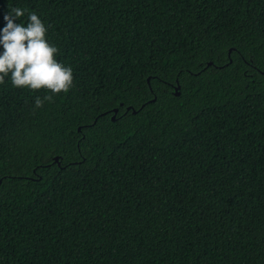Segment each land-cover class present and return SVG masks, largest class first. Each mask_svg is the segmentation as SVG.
Masks as SVG:
<instances>
[{
    "label": "trees",
    "instance_id": "trees-1",
    "mask_svg": "<svg viewBox=\"0 0 264 264\" xmlns=\"http://www.w3.org/2000/svg\"><path fill=\"white\" fill-rule=\"evenodd\" d=\"M10 7L74 86L0 84V264H264V0Z\"/></svg>",
    "mask_w": 264,
    "mask_h": 264
},
{
    "label": "clouds",
    "instance_id": "clouds-1",
    "mask_svg": "<svg viewBox=\"0 0 264 264\" xmlns=\"http://www.w3.org/2000/svg\"><path fill=\"white\" fill-rule=\"evenodd\" d=\"M26 9L10 7L4 16L6 26L0 34V84L10 77L16 88L30 91H45L48 95L35 98V108L53 102V97L68 93L74 86L71 66H65L56 59L59 48L47 39L48 28L35 12H28V22L17 23L25 16Z\"/></svg>",
    "mask_w": 264,
    "mask_h": 264
},
{
    "label": "water",
    "instance_id": "water-1",
    "mask_svg": "<svg viewBox=\"0 0 264 264\" xmlns=\"http://www.w3.org/2000/svg\"><path fill=\"white\" fill-rule=\"evenodd\" d=\"M231 52V50L229 51V53ZM208 64H212V62L210 61V62H208ZM264 72V71H263ZM150 79H148V81H149ZM180 88H181V85L179 84V82H178V80H177V84L174 86V89H175V94L176 95H179L180 94ZM153 100H155V98L153 99ZM129 109H132L133 110V112H136V110L135 109H133L132 108V106H129L128 108H127V110H129ZM118 113V108H115L114 109V114H113V119H115V115ZM80 129V128H79ZM55 161L56 162H58V163H60L59 162V156H56L55 157Z\"/></svg>",
    "mask_w": 264,
    "mask_h": 264
}]
</instances>
